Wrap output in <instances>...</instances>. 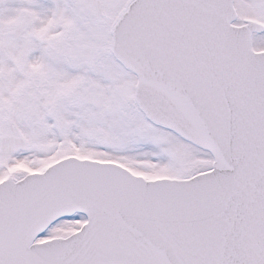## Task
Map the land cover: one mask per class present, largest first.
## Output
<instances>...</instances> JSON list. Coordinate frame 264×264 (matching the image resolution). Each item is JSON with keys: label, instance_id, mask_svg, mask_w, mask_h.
<instances>
[{"label": "snow or ice", "instance_id": "1", "mask_svg": "<svg viewBox=\"0 0 264 264\" xmlns=\"http://www.w3.org/2000/svg\"><path fill=\"white\" fill-rule=\"evenodd\" d=\"M0 264H264V0H0Z\"/></svg>", "mask_w": 264, "mask_h": 264}]
</instances>
